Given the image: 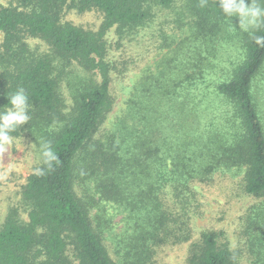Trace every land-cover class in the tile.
Listing matches in <instances>:
<instances>
[{"label":"trees","instance_id":"trees-1","mask_svg":"<svg viewBox=\"0 0 264 264\" xmlns=\"http://www.w3.org/2000/svg\"><path fill=\"white\" fill-rule=\"evenodd\" d=\"M15 1L16 6L0 3V112L9 106L8 96L24 88L31 117L25 126L46 137L59 162L51 169L41 162L43 174L27 177L22 190L27 219L13 214L0 227V264H152L157 247L190 238L183 217L196 201L193 185L221 168H244V192L264 197V123L258 108L264 18L241 35L243 58L228 77L214 81L200 63L185 76L139 83L125 115L103 132L114 104L103 34L113 26L143 25L153 6L169 7L176 0ZM216 2L185 0L187 9L200 13L197 25L211 21L213 30L226 19ZM255 3L264 7V0ZM63 7L100 10V30L62 22ZM28 37L43 40L47 52L32 50ZM72 62L85 77L69 78ZM60 79L70 90L68 112L58 93ZM80 182L92 183L93 195L125 213L118 233H111L103 209L91 218L92 203L77 192ZM166 195L181 213L171 212ZM245 230L252 264H264V202L251 206ZM108 233L113 256L103 241ZM217 237L202 231L188 264H234Z\"/></svg>","mask_w":264,"mask_h":264},{"label":"rangeland","instance_id":"rangeland-1","mask_svg":"<svg viewBox=\"0 0 264 264\" xmlns=\"http://www.w3.org/2000/svg\"><path fill=\"white\" fill-rule=\"evenodd\" d=\"M0 3L16 6L15 0H0ZM186 7L185 0H176L169 7L153 6L143 25L132 28L113 26L103 34L105 61L110 67V94L114 101L102 125L103 132L112 128L116 118L125 115L127 100L139 83L144 84L157 77L185 76L191 72L192 65L200 63L203 68H209L210 79L219 81L228 77L232 66L242 60L241 35L245 30L239 27L238 17L230 18V22L225 19L221 28L213 30L211 21L208 26H198L197 21L202 22L200 13ZM60 16L62 22L93 33L100 30L104 19L103 13L96 8L80 12L63 7ZM2 42L3 34L0 32V53ZM26 42L34 51L48 50L41 39L28 37ZM2 68L0 63V74ZM67 70L71 71L69 78L72 80L76 76H86V72L73 62ZM57 83L60 99L65 104L64 111L68 112L72 106L70 90L65 81L60 79ZM258 108L264 123V90L258 99ZM14 137L15 143L0 151V227L13 214L27 219L28 208L22 200V190L27 177L41 165L37 147L39 142L46 141L41 132L34 129L29 132L25 125L21 133ZM92 185L80 182L78 195H83L92 203L91 218L103 209L105 217L111 218V233H118L124 224L125 213H121L111 202H105L98 194L93 195ZM243 185L244 168L236 167L221 168L207 182L194 183L196 201L187 216L183 217L191 231L190 238L185 242L157 247L152 264H188L190 250L204 230L218 233V245L232 252L234 264H252L254 255L250 236L245 230V218L251 206L264 202V197L248 195ZM164 201L167 207H171V212H182L170 196L166 195ZM103 241L113 256L110 233ZM69 254L71 256V251Z\"/></svg>","mask_w":264,"mask_h":264},{"label":"clouds","instance_id":"clouds-1","mask_svg":"<svg viewBox=\"0 0 264 264\" xmlns=\"http://www.w3.org/2000/svg\"><path fill=\"white\" fill-rule=\"evenodd\" d=\"M205 3L206 0H202V6ZM216 5L229 22L230 18L238 17L241 30L247 31L255 28L261 18H264V7L255 3V0H251L250 3H246V0H217ZM29 100V95L22 87L17 88L8 96L7 105L9 106L0 112V151H4L7 145L15 143L16 137L12 133L30 122ZM37 148L40 160L47 168L51 169L55 163L59 162V156L52 149L50 142H39ZM43 171V168H36L35 174L42 175Z\"/></svg>","mask_w":264,"mask_h":264}]
</instances>
